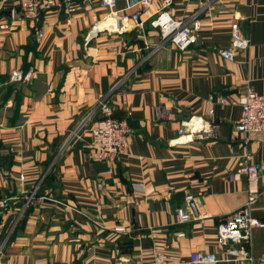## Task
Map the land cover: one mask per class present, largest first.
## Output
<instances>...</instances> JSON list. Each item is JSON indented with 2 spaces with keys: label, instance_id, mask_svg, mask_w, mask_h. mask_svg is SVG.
<instances>
[{
  "label": "crops",
  "instance_id": "1",
  "mask_svg": "<svg viewBox=\"0 0 264 264\" xmlns=\"http://www.w3.org/2000/svg\"><path fill=\"white\" fill-rule=\"evenodd\" d=\"M161 2L139 23L134 0H118V18L101 0L37 18L0 0V264H140L157 252L182 264H264V224L246 242L217 240L251 196L264 223V131L244 141L242 106L220 102L264 94V0H173V14L202 20L186 50L150 25ZM233 21L250 43L228 60L220 50ZM16 68L30 79L12 80ZM101 94L131 127L128 154L115 159L93 156L88 129L72 137ZM246 160L262 168L258 180L239 171ZM180 208L192 218L181 221ZM241 248L248 256L231 253ZM198 251L217 260L193 261Z\"/></svg>",
  "mask_w": 264,
  "mask_h": 264
},
{
  "label": "built area",
  "instance_id": "2",
  "mask_svg": "<svg viewBox=\"0 0 264 264\" xmlns=\"http://www.w3.org/2000/svg\"><path fill=\"white\" fill-rule=\"evenodd\" d=\"M155 0H135L132 4H138L139 10L131 14L135 21H140L141 10L148 8ZM72 0H20L21 9L25 16L37 18L45 9L53 6L71 4ZM118 0H101L103 6L111 10L109 16L118 18L115 10ZM162 6L150 20V25L158 28L164 42H172L180 50H186L190 45L197 41L200 30L203 27L202 20L198 17L188 19L184 15L173 14L169 7L173 0H162ZM73 9V8H72ZM141 23V21L139 22ZM232 41L229 47L221 49L220 55L228 60H233L238 49H245L249 46V39L244 36L241 26L237 21L231 23ZM30 70L16 68L11 72V79L14 81H24L31 77ZM122 83L118 80L112 90ZM222 103H235L242 106V116L235 128L242 133L244 141H249L251 134L254 132L264 131V94H260L253 88H248L237 98H220ZM98 110L102 116L95 119ZM83 128L88 129L91 133L92 153L95 158L100 160L115 159L128 154L131 127L127 118L116 117L113 109L107 100V96L101 94L98 100V107H91L85 112L78 123L73 136L77 135ZM180 132L184 129L180 128ZM247 159H248V155ZM239 171L247 175L250 180H258L261 176L262 168L246 160L240 167ZM192 196L188 195V203ZM254 196L250 197L244 206L231 212L222 219L218 225L217 240L221 245L237 244L246 242L251 230L255 226L263 225L258 218L252 214L251 203ZM8 198L0 194V213L6 207ZM179 219L187 221L192 218V213L184 208H180ZM116 230L123 231L124 227L118 226ZM183 235V233H180ZM232 254H242L248 256V252L241 249H232ZM193 261H215V254H204L202 252H193ZM183 260L177 253L157 252L150 258L143 259L140 264H182Z\"/></svg>",
  "mask_w": 264,
  "mask_h": 264
},
{
  "label": "bare ground",
  "instance_id": "3",
  "mask_svg": "<svg viewBox=\"0 0 264 264\" xmlns=\"http://www.w3.org/2000/svg\"><path fill=\"white\" fill-rule=\"evenodd\" d=\"M107 24V23H106ZM99 26V25H98ZM112 26V25H111Z\"/></svg>",
  "mask_w": 264,
  "mask_h": 264
},
{
  "label": "water",
  "instance_id": "4",
  "mask_svg": "<svg viewBox=\"0 0 264 264\" xmlns=\"http://www.w3.org/2000/svg\"><path fill=\"white\" fill-rule=\"evenodd\" d=\"M135 1V0H134Z\"/></svg>",
  "mask_w": 264,
  "mask_h": 264
}]
</instances>
